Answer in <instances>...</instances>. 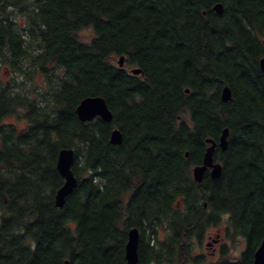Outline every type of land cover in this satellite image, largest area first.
<instances>
[{"label":"trees","instance_id":"obj_1","mask_svg":"<svg viewBox=\"0 0 264 264\" xmlns=\"http://www.w3.org/2000/svg\"><path fill=\"white\" fill-rule=\"evenodd\" d=\"M262 58L264 0H0V264H127L132 227L137 264L188 259L223 215L246 248L218 264H252L264 238ZM37 70L47 85L28 90ZM88 96L106 99L111 122L79 119ZM22 115L24 128L6 122ZM226 127L221 177L196 182L207 139ZM63 147L78 182L60 208Z\"/></svg>","mask_w":264,"mask_h":264},{"label":"water","instance_id":"obj_2","mask_svg":"<svg viewBox=\"0 0 264 264\" xmlns=\"http://www.w3.org/2000/svg\"><path fill=\"white\" fill-rule=\"evenodd\" d=\"M214 10L221 14L223 12V4L217 3L214 6ZM118 64L123 67L125 64V56L122 55L118 59ZM261 68L264 72V58L261 59ZM132 74H139L141 70L139 68H132ZM186 92H190L187 88ZM223 101L227 102L232 98V92L229 86H224L221 91ZM76 113L81 121H92L97 117H100L106 122L113 120V113L108 107L106 99L102 96H88L83 98L76 107ZM229 128L226 127L220 137L219 142L213 139H207L210 144L204 154L203 163L193 168V176L196 182H202L204 173L209 169L212 178L218 179L222 175V164L214 159V151L219 145L223 150L228 147ZM123 135L119 128H114L110 134V141L113 144H120L122 142ZM75 160V150L72 147H63L60 149L57 157V170L63 177L64 183L58 188L55 194V203L58 207L62 208L65 204L66 197L77 186L78 179L73 171V163ZM140 229L138 227H132L128 230V238L125 244V258L127 264H137L139 260L138 246L140 240ZM69 264V261H66ZM252 264H264V238L260 246L254 253V260Z\"/></svg>","mask_w":264,"mask_h":264},{"label":"rangeland","instance_id":"obj_3","mask_svg":"<svg viewBox=\"0 0 264 264\" xmlns=\"http://www.w3.org/2000/svg\"><path fill=\"white\" fill-rule=\"evenodd\" d=\"M25 20H20L23 24ZM86 39L91 37V30L85 29L81 32ZM118 59L115 60L117 62ZM2 78L7 81L10 79L11 69L8 68L7 73H1ZM28 90H35L37 87L43 89L46 87V77L40 71H36L32 78H25ZM6 122H15L19 128L26 126L24 115L21 117L11 116ZM229 216L223 215L216 224L208 225L201 238L195 236L192 239V254L188 259L178 256L164 258L161 264H218L225 256L237 259L241 256L246 248V239L238 234H233V230H229ZM229 231V232H228ZM212 236V238H210ZM225 254V255H224ZM167 259V260H166Z\"/></svg>","mask_w":264,"mask_h":264},{"label":"flooded vegetation","instance_id":"obj_4","mask_svg":"<svg viewBox=\"0 0 264 264\" xmlns=\"http://www.w3.org/2000/svg\"><path fill=\"white\" fill-rule=\"evenodd\" d=\"M217 148H220V146H219V145H217L216 149H217ZM207 171H209V172H210V170H209V169H208ZM210 238H212V236H210Z\"/></svg>","mask_w":264,"mask_h":264}]
</instances>
